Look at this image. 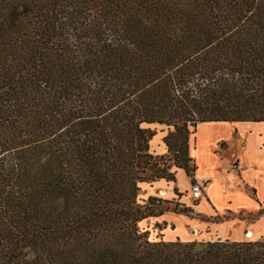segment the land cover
<instances>
[{"label": "trees", "instance_id": "trees-1", "mask_svg": "<svg viewBox=\"0 0 264 264\" xmlns=\"http://www.w3.org/2000/svg\"><path fill=\"white\" fill-rule=\"evenodd\" d=\"M206 122H264V0H0V264H264L139 229L152 127Z\"/></svg>", "mask_w": 264, "mask_h": 264}, {"label": "crops", "instance_id": "crops-1", "mask_svg": "<svg viewBox=\"0 0 264 264\" xmlns=\"http://www.w3.org/2000/svg\"><path fill=\"white\" fill-rule=\"evenodd\" d=\"M154 139L151 142L157 141ZM229 153L231 158H228ZM191 156L194 180L207 181L208 189L198 201L189 194V200L196 203L193 206L195 217L164 216L162 223L167 226L168 239L164 242L196 241L192 239L194 232L191 235L187 232L188 227L196 232L211 228L220 241L246 242L247 232L254 236L246 237L264 241V214L258 215L264 210V122L201 123L195 131ZM192 182L186 171L179 169L175 182L161 180L154 184L161 193L165 192L167 199H172L176 193H191ZM235 215L257 219L247 224ZM162 216L140 223L146 227L157 224ZM226 216L230 218L224 219Z\"/></svg>", "mask_w": 264, "mask_h": 264}, {"label": "rangeland", "instance_id": "rangeland-1", "mask_svg": "<svg viewBox=\"0 0 264 264\" xmlns=\"http://www.w3.org/2000/svg\"><path fill=\"white\" fill-rule=\"evenodd\" d=\"M152 129L155 131L156 134L153 139L155 138L157 141L150 142V152L153 153L155 156L162 157V163H165L168 167H170V172L174 173L175 178L174 181L171 182L173 183L176 181V172L179 169L184 170L183 168H180L181 164L186 165L190 169L191 172L189 174L187 173V175L192 179V181H194V172L192 171L194 168V160L191 156V147L193 144V139L197 126H189L187 131L176 133L173 137H170L168 139L167 137L170 134L175 133L174 128H168L166 126H153ZM169 142L171 143V145H169ZM228 158H231V153L228 154ZM155 182H148L142 184V190L139 195L140 201L142 202V200H147L149 196H153L162 200H166L169 203H162L159 206L160 210H164V214L160 219V223L149 224L147 227L140 223L138 226L141 231L149 232V239L151 241H167L168 239L165 235V230L167 229V226L162 223L164 216L184 215L178 213V210L188 208L189 213L185 216L191 218L195 217L193 215V213L195 212L193 206H195L196 203L189 200V194L192 195L191 193H189L190 191L187 193H176L175 197H173L172 199H167V197H165V195H162L160 190L156 188V185L154 184ZM234 217L243 219V221L247 224H250L257 219V217L255 216L247 215H245L244 217L235 215ZM187 232L190 235L194 232L192 239L196 241H203L204 239H208V241H216L217 239H219V235L215 234L211 228L199 230V232H196L194 228L188 227ZM245 235L247 236L248 232ZM246 236L245 239L248 240L246 242L257 241L255 240V238H248L249 235L248 237Z\"/></svg>", "mask_w": 264, "mask_h": 264}, {"label": "built area", "instance_id": "built-area-1", "mask_svg": "<svg viewBox=\"0 0 264 264\" xmlns=\"http://www.w3.org/2000/svg\"><path fill=\"white\" fill-rule=\"evenodd\" d=\"M208 182L195 179L191 184V194L194 201L200 200L207 192Z\"/></svg>", "mask_w": 264, "mask_h": 264}, {"label": "bare ground", "instance_id": "bare-ground-1", "mask_svg": "<svg viewBox=\"0 0 264 264\" xmlns=\"http://www.w3.org/2000/svg\"><path fill=\"white\" fill-rule=\"evenodd\" d=\"M162 195H165V192L161 193ZM253 234H249V237H253Z\"/></svg>", "mask_w": 264, "mask_h": 264}, {"label": "water", "instance_id": "water-1", "mask_svg": "<svg viewBox=\"0 0 264 264\" xmlns=\"http://www.w3.org/2000/svg\"><path fill=\"white\" fill-rule=\"evenodd\" d=\"M250 234V233H249Z\"/></svg>", "mask_w": 264, "mask_h": 264}]
</instances>
